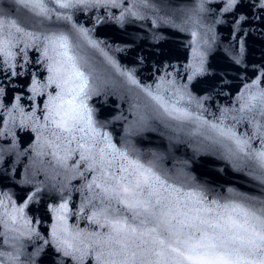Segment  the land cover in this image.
<instances>
[{
    "label": "snow or ice",
    "instance_id": "6c2138e0",
    "mask_svg": "<svg viewBox=\"0 0 264 264\" xmlns=\"http://www.w3.org/2000/svg\"><path fill=\"white\" fill-rule=\"evenodd\" d=\"M0 264H264V0H0Z\"/></svg>",
    "mask_w": 264,
    "mask_h": 264
},
{
    "label": "clouds",
    "instance_id": "9594fccd",
    "mask_svg": "<svg viewBox=\"0 0 264 264\" xmlns=\"http://www.w3.org/2000/svg\"><path fill=\"white\" fill-rule=\"evenodd\" d=\"M133 185H135L137 183V179L134 178L133 181H132Z\"/></svg>",
    "mask_w": 264,
    "mask_h": 264
},
{
    "label": "water",
    "instance_id": "95a60500",
    "mask_svg": "<svg viewBox=\"0 0 264 264\" xmlns=\"http://www.w3.org/2000/svg\"><path fill=\"white\" fill-rule=\"evenodd\" d=\"M45 223H47V221L45 222ZM44 225H41V227H43Z\"/></svg>",
    "mask_w": 264,
    "mask_h": 264
}]
</instances>
